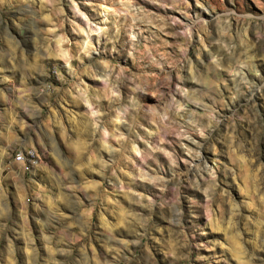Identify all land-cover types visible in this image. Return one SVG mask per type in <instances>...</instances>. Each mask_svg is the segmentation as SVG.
Masks as SVG:
<instances>
[{"label": "rangeland", "instance_id": "374dc122", "mask_svg": "<svg viewBox=\"0 0 264 264\" xmlns=\"http://www.w3.org/2000/svg\"><path fill=\"white\" fill-rule=\"evenodd\" d=\"M0 264H264V0H0Z\"/></svg>", "mask_w": 264, "mask_h": 264}, {"label": "built area", "instance_id": "2783aa9c", "mask_svg": "<svg viewBox=\"0 0 264 264\" xmlns=\"http://www.w3.org/2000/svg\"><path fill=\"white\" fill-rule=\"evenodd\" d=\"M18 154H22V153H18ZM22 155H23V162H25L27 159H30L32 157L31 155L28 157H26L24 154Z\"/></svg>", "mask_w": 264, "mask_h": 264}, {"label": "bare ground", "instance_id": "6f19581e", "mask_svg": "<svg viewBox=\"0 0 264 264\" xmlns=\"http://www.w3.org/2000/svg\"><path fill=\"white\" fill-rule=\"evenodd\" d=\"M20 156L17 158V161H19V162H23V156H22V154H19Z\"/></svg>", "mask_w": 264, "mask_h": 264}]
</instances>
